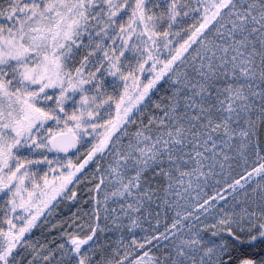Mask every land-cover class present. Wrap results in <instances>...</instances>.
<instances>
[{"label": "snow or ice", "instance_id": "1", "mask_svg": "<svg viewBox=\"0 0 264 264\" xmlns=\"http://www.w3.org/2000/svg\"><path fill=\"white\" fill-rule=\"evenodd\" d=\"M0 264H264V0H0Z\"/></svg>", "mask_w": 264, "mask_h": 264}]
</instances>
